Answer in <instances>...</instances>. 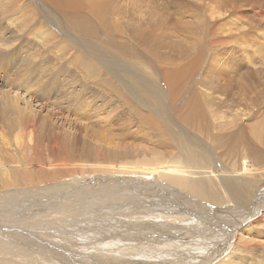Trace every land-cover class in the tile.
I'll use <instances>...</instances> for the list:
<instances>
[{
	"label": "rangeland",
	"instance_id": "1",
	"mask_svg": "<svg viewBox=\"0 0 264 264\" xmlns=\"http://www.w3.org/2000/svg\"><path fill=\"white\" fill-rule=\"evenodd\" d=\"M83 1L0 0V264H202L264 209V0Z\"/></svg>",
	"mask_w": 264,
	"mask_h": 264
},
{
	"label": "bare ground",
	"instance_id": "2",
	"mask_svg": "<svg viewBox=\"0 0 264 264\" xmlns=\"http://www.w3.org/2000/svg\"><path fill=\"white\" fill-rule=\"evenodd\" d=\"M56 4H60V5H67L69 7H72V8H77V9H80L84 6L87 5V1H83L81 4H76L75 3V0H54ZM95 5L94 3H92L88 10L90 9V12H94L95 11V7L93 6ZM14 106V105H13ZM16 110V109H15ZM18 110V109H17ZM19 111V110H18ZM18 111H17V114H18ZM22 115V114H21ZM19 116V114H18ZM28 116V114H27ZM30 114L28 117H25V118H22V123H25L26 122V127H32L33 126V117H31ZM18 118V117H17ZM29 118V119H28ZM28 119V121H27ZM33 128V127H32ZM29 129V128H28ZM31 129V128H30ZM95 146H98V148L93 151L94 153L96 152V158L98 160V162L100 160H105V157H104V153L108 155L109 151L108 150H112L114 154H110V155H115L116 154H123L125 155V151H127L129 148H127V145H124V144H118L115 139L113 138H110V137H107L105 135H100L99 136V141L96 143ZM92 152V153H93ZM129 154L131 155L132 152L130 151ZM93 155V154H92ZM30 156V155H29ZM121 156V157H122ZM118 157V156H117ZM120 157V156H119ZM120 157V158H121ZM95 158V157H94ZM26 159H27V156H26ZM117 162V160H116ZM142 164H130V166L128 167H124L123 164L122 165H115V166H111L112 168H106V170H114V171H118L119 173H125L124 170H126L127 172H133V170L135 169L136 166H139L141 165V171L142 172H147L148 174H151L152 172H156L159 174L160 177H163L164 173L163 171L162 172H159L162 168V162H160V158H158L157 161L154 160L153 163H148L146 164L147 162H141ZM177 163V162H175ZM39 164V163H38ZM45 164V163H44ZM181 164V163H180ZM180 164H177L180 165ZM183 164V163H182ZM181 164V166H182ZM33 165V164H32ZM100 165V164H99ZM175 165V164H174ZM184 165L186 166V163H184ZM39 167H41L39 165ZM46 167V165H45ZM100 167V166H99ZM176 167V166H175ZM183 167V166H182ZM37 168V167H36ZM70 168V167H69ZM180 168V167H179ZM178 168V169H179ZM185 168V167H183ZM46 169V168H45ZM49 169V168H48ZM99 169V168H98ZM35 170V169H34ZM39 170V169H38ZM164 170V169H163ZM185 170V169H184ZM102 171V170H101ZM175 172V170H173ZM176 171H177V168H176ZM50 172V171H49ZM48 172V173H49ZM110 173H114L112 171H109ZM177 172H179V174H172L170 175V179L174 182V183H177L180 185L181 188H184L186 189V191H189L190 193H195L196 194V189L197 187L198 188H201L204 193H203V197L208 199V200H211L213 203H217L219 201V196L217 194H215L214 192L212 193L209 186L204 183V182H200V180L198 179L195 183L194 181H190V179L188 178V176L185 178V174L183 175L182 171L178 170ZM172 173V172H171ZM182 173V174H180ZM118 174V173H117ZM29 176V174H28ZM40 176V175H39ZM54 177V176H53ZM190 177V176H189ZM31 178V177H30ZM41 178V177H40ZM48 178V177H47ZM191 178V177H190ZM53 179V178H52ZM192 179V178H191ZM195 180V179H193ZM198 181L200 182V185L198 184ZM200 195V194H199ZM178 200V199H176ZM207 200V201H208ZM221 201V200H220ZM262 212L260 213H257V214H253V216L251 218H249L248 220H251L253 225L249 224L247 225L244 229H242L243 231L238 234L237 236L234 237L235 234H232V237H234L233 239L232 238H228L226 240H224L223 243H220L217 244L215 246L214 249L209 250L206 252L205 256L203 257V260L201 259V263L202 264H212L214 263L216 260H218L220 258V256H222L221 258H223V254L225 252L228 251V249H230V244H234V247H233V251L223 259L222 261V264H230V256L232 255H241L245 258H247L248 255H254V254H258L259 257L260 256H264V245H260L259 243H257L255 241L253 237H255L256 239H260V238H264V233L263 232H254L256 228H259L261 226L264 225V209L261 210ZM202 215L200 214V217ZM250 216V215H249ZM248 222V221H247ZM246 222V223H247ZM213 224V223H212ZM235 229V228H234ZM233 230V229H232ZM236 230V229H235ZM230 231V230H229ZM208 233V232H207ZM210 233V232H209ZM237 234V233H236ZM231 236V235H230ZM226 246V249L222 250L220 249L221 246ZM220 249V250H219ZM203 251V250H202ZM212 253V254H211ZM211 254V256H210ZM209 255V256H208ZM226 256V255H224ZM217 258V259H216ZM258 258V257H257ZM261 258V257H260ZM238 259V258H237ZM259 260V259H258ZM238 261V260H237ZM257 261V260H256ZM262 262V260H261ZM259 262V264H263ZM236 263V262H234ZM258 264V263H257Z\"/></svg>",
	"mask_w": 264,
	"mask_h": 264
}]
</instances>
